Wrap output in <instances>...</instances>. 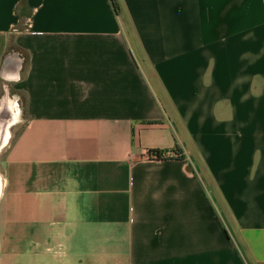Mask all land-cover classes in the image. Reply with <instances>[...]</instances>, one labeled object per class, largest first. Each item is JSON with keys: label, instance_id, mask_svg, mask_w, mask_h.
<instances>
[{"label": "crops", "instance_id": "0c3cea01", "mask_svg": "<svg viewBox=\"0 0 264 264\" xmlns=\"http://www.w3.org/2000/svg\"><path fill=\"white\" fill-rule=\"evenodd\" d=\"M116 2L0 0V264H264V0Z\"/></svg>", "mask_w": 264, "mask_h": 264}, {"label": "water", "instance_id": "95a60500", "mask_svg": "<svg viewBox=\"0 0 264 264\" xmlns=\"http://www.w3.org/2000/svg\"><path fill=\"white\" fill-rule=\"evenodd\" d=\"M11 64V57L6 58L5 66L9 67ZM9 100L6 96L0 102V153L8 144V134L16 122V117L10 108Z\"/></svg>", "mask_w": 264, "mask_h": 264}, {"label": "trees", "instance_id": "16d2710c", "mask_svg": "<svg viewBox=\"0 0 264 264\" xmlns=\"http://www.w3.org/2000/svg\"><path fill=\"white\" fill-rule=\"evenodd\" d=\"M113 4H114L116 12L120 13V7L117 4L116 0H113ZM158 124H160V122H146L145 123V125H147V126H153V125H158ZM176 153H178L177 149H172L170 151H152L151 155H154L155 159H157V160H162L166 157L169 158L170 156H172V154H176ZM178 157H180V156H178Z\"/></svg>", "mask_w": 264, "mask_h": 264}, {"label": "bare ground", "instance_id": "6f19581e", "mask_svg": "<svg viewBox=\"0 0 264 264\" xmlns=\"http://www.w3.org/2000/svg\"><path fill=\"white\" fill-rule=\"evenodd\" d=\"M9 104H10V108L13 110V112H14V115H15V117H16V122H15V124L17 123V121H18V119H19V116H20V109L19 108H13V107H15L14 105H12V103H11V101L9 102ZM22 111V110H21ZM22 113V112H21ZM9 136H10V132H9V134H8V140H9ZM1 190H2V178L0 177V194H1Z\"/></svg>", "mask_w": 264, "mask_h": 264}, {"label": "built area", "instance_id": "2783aa9c", "mask_svg": "<svg viewBox=\"0 0 264 264\" xmlns=\"http://www.w3.org/2000/svg\"><path fill=\"white\" fill-rule=\"evenodd\" d=\"M150 157L155 158V156L154 155H151V153H150Z\"/></svg>", "mask_w": 264, "mask_h": 264}]
</instances>
